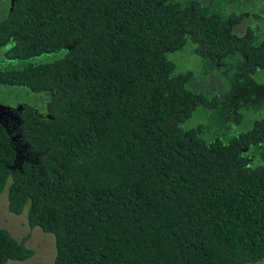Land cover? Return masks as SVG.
<instances>
[{
  "label": "trees",
  "instance_id": "obj_1",
  "mask_svg": "<svg viewBox=\"0 0 264 264\" xmlns=\"http://www.w3.org/2000/svg\"><path fill=\"white\" fill-rule=\"evenodd\" d=\"M254 1L0 0V99L22 107L29 153L10 168L0 128V193L50 234L53 264H264ZM187 42L223 85L195 87ZM29 236L0 226V264L30 258Z\"/></svg>",
  "mask_w": 264,
  "mask_h": 264
},
{
  "label": "rangeland",
  "instance_id": "obj_2",
  "mask_svg": "<svg viewBox=\"0 0 264 264\" xmlns=\"http://www.w3.org/2000/svg\"><path fill=\"white\" fill-rule=\"evenodd\" d=\"M264 9V2L262 3L261 0H255L252 8L250 10L249 16L251 14L256 15L257 13H261V10ZM264 21V18H262ZM249 20L247 19L246 22H242L237 29H240L243 25H245ZM195 44L187 42L183 49L184 52L181 54H177L179 57H175L177 59V63L179 62L182 66H188V70L192 73V77L194 79V85L196 88H199L202 91V94H206L205 91L202 89L204 80H208L206 86L208 88H214L215 86H221L224 84V81H221L218 77H215L208 72H205L202 64L200 56L194 50ZM172 52V51H171ZM170 54H166V57L170 59ZM262 71V72H261ZM255 70L253 73V78L256 79L257 82L264 85V69ZM232 74V73H230ZM221 77V76H220ZM213 85H212V84ZM1 95L4 97V92H1ZM220 100V98H218ZM249 112V111H246ZM200 119L196 118L195 121H192L191 125L197 124H204L207 126V115L202 117L198 115ZM248 116V115H247ZM252 117L261 118L264 117V111H255L251 115ZM242 130L246 129V125L243 123ZM0 226L4 227L8 230V232L15 238H20L25 233L30 231V236L26 239L25 244L29 247L34 249V254L25 261H10L7 264H53V244L51 243L50 234L43 233L38 227H33L29 230L25 222V214H13L7 210V199L5 196V191L0 193Z\"/></svg>",
  "mask_w": 264,
  "mask_h": 264
},
{
  "label": "flooded vegetation",
  "instance_id": "obj_3",
  "mask_svg": "<svg viewBox=\"0 0 264 264\" xmlns=\"http://www.w3.org/2000/svg\"><path fill=\"white\" fill-rule=\"evenodd\" d=\"M1 6L2 4L0 3V7ZM196 52L199 54V51ZM227 57L233 61L232 58H230L229 56ZM206 61L207 60H205L203 64H207L208 62ZM219 102L222 104L221 100ZM4 105L8 107H1ZM17 106L18 105L15 104L12 106L10 104H5L0 99V128L7 134L9 140L15 144V154L13 156L11 165H8L10 168H12L13 166H17L19 168V164L22 161L29 160V153L23 152L25 144L21 143L20 140V128L23 123V119L21 118L22 107L20 106L19 109H17Z\"/></svg>",
  "mask_w": 264,
  "mask_h": 264
},
{
  "label": "clouds",
  "instance_id": "obj_4",
  "mask_svg": "<svg viewBox=\"0 0 264 264\" xmlns=\"http://www.w3.org/2000/svg\"><path fill=\"white\" fill-rule=\"evenodd\" d=\"M194 50H196V47L194 48ZM199 55V54H198ZM200 58H201V64H203V61H202V57L200 56ZM218 100V99H217ZM218 101H220V100H218ZM218 108H219V110H218V112L219 113H222L223 114V112L224 111H226L227 110V108H226V104L225 105H223V104H219V106H218ZM221 114V115H222ZM264 134V133H263ZM149 135H153V134H149ZM153 136H155V135H153Z\"/></svg>",
  "mask_w": 264,
  "mask_h": 264
},
{
  "label": "water",
  "instance_id": "obj_5",
  "mask_svg": "<svg viewBox=\"0 0 264 264\" xmlns=\"http://www.w3.org/2000/svg\"><path fill=\"white\" fill-rule=\"evenodd\" d=\"M1 107H5V108H6V107H8V106H5V105H4V106H1ZM1 107H0V108H1ZM19 107H20V105L17 106V109H19ZM12 138H13V137H12Z\"/></svg>",
  "mask_w": 264,
  "mask_h": 264
}]
</instances>
